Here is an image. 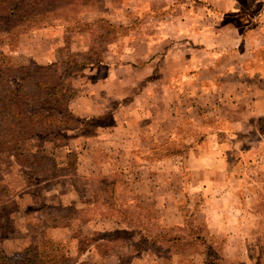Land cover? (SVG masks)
<instances>
[{"label":"rangeland","instance_id":"rangeland-1","mask_svg":"<svg viewBox=\"0 0 264 264\" xmlns=\"http://www.w3.org/2000/svg\"><path fill=\"white\" fill-rule=\"evenodd\" d=\"M12 2L0 67L37 115L15 126L35 134L21 146L36 165L0 149L9 262L38 239L54 264H264V51L247 33L264 29V0H0V16ZM174 49L227 70L188 88L172 120L143 67L146 50ZM53 99L75 117L66 129L43 118Z\"/></svg>","mask_w":264,"mask_h":264},{"label":"trees","instance_id":"trees-1","mask_svg":"<svg viewBox=\"0 0 264 264\" xmlns=\"http://www.w3.org/2000/svg\"><path fill=\"white\" fill-rule=\"evenodd\" d=\"M12 4H14L13 2L10 5H6L7 7H10L8 9V12L6 15L0 16V39H9L10 37L13 36L14 33V24H19L21 23V20L16 19V13H15V8L14 6H12ZM261 52L258 51L256 53V57L259 56L260 57ZM253 59L250 58L249 61L251 62ZM52 64L50 65H45L42 67L43 71L45 69L48 70L49 67H51ZM40 71V70H39ZM6 77V73L5 70L2 69L0 67V115H7L8 114V118L7 122L4 123L6 125H11L12 129L8 128V132H5L3 136H0V149H3L4 147H9L10 145H12L11 150L13 153L12 156L14 157L15 162H22L25 163L27 161H31L33 164L36 165L35 160L36 159H32L31 158V154L29 151H27L25 148H23L21 145L23 143V140H28L29 138H32V136H34L35 134L32 133H24V132H16L15 126L16 124L20 123V117L21 119H28L30 120V116H35L37 115L36 111L34 112H30L28 114H24V112L19 110V99L23 98V96H21L22 94V90L24 89V83L20 82L18 84H16L15 89L12 88V86L8 87L7 84L8 82H6L5 80ZM29 76H25L24 79L22 80H28ZM41 87V86H40ZM44 87H49L50 90H56L57 88L55 86H49L46 85ZM55 93V92H54ZM51 91L46 92V96L51 95ZM24 99V98H23ZM43 103L48 104L50 106L59 108V112L56 114H45L43 116V118H45L46 120L49 121L50 123V119L54 120V124H47V126L49 125V128L53 126L54 129H66L68 127H64L63 125H66L68 123V121H70L74 115L73 113L67 109L62 110L60 107V104L58 102L57 99H53L52 101L46 100L43 101ZM3 116V118H4ZM75 118V117H74ZM20 121V122H19ZM32 122V121H30ZM3 124V123H0ZM5 126V125H4ZM4 137V138H3ZM10 148V147H9ZM35 165L33 167H35ZM45 242L44 241H37L33 242L32 244V248L33 247H37V246H42L43 249H39L38 251L36 250V252L33 253L32 248L31 249H27L26 250V256H28L26 259L20 261L17 264H54L53 260H48V255H47V250L45 249ZM64 256H63V260H64ZM0 264H13L11 262H9L8 258L6 257L4 251L2 248H0Z\"/></svg>","mask_w":264,"mask_h":264},{"label":"crops","instance_id":"crops-1","mask_svg":"<svg viewBox=\"0 0 264 264\" xmlns=\"http://www.w3.org/2000/svg\"><path fill=\"white\" fill-rule=\"evenodd\" d=\"M260 27L262 26L253 25L251 28L247 27V33L256 37L254 40L255 55L258 51L261 53L264 51V48L260 47L264 43L261 42L259 36H256L260 31L264 33V29ZM236 34L239 37L238 39L241 40L240 34H238L237 31ZM144 53V58L146 59L144 60L145 63L143 69L146 71H156L157 77L162 75L161 78L155 79V82H149L147 80L144 84L146 86L144 89L147 90L150 85L158 88V93L162 97L160 98V101H163L164 110L167 114L165 118L170 117L172 120L178 118V115L176 114L177 112L174 113V111L179 105V98H182V96L188 97L187 93L190 91L188 88L197 87L198 92L203 94L205 92L204 88L207 87L206 80L209 77L205 73L210 72L211 77L209 78H213L217 75L224 74L227 70L226 67L220 69V66L218 67L217 65L205 68L199 67L198 70L195 71L193 63L189 62L191 61V56L189 57V55L186 54L184 55L185 59L181 56L179 58V53L176 49H174L173 52L167 50V53L166 50L163 52H150L149 50H146ZM255 55L253 54L254 58ZM180 60H183V62L181 63ZM168 71L171 73H168ZM213 72H216L217 75H213ZM147 95L149 96V94Z\"/></svg>","mask_w":264,"mask_h":264}]
</instances>
